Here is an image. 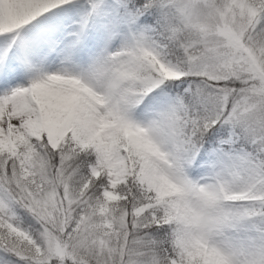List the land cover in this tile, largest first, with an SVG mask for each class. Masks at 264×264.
<instances>
[{
  "label": "snow or ice",
  "instance_id": "obj_1",
  "mask_svg": "<svg viewBox=\"0 0 264 264\" xmlns=\"http://www.w3.org/2000/svg\"><path fill=\"white\" fill-rule=\"evenodd\" d=\"M0 264H264V0H0Z\"/></svg>",
  "mask_w": 264,
  "mask_h": 264
}]
</instances>
